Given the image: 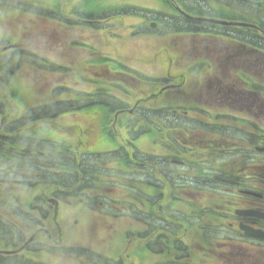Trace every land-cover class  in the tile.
<instances>
[{"label": "rangeland", "instance_id": "374dc122", "mask_svg": "<svg viewBox=\"0 0 264 264\" xmlns=\"http://www.w3.org/2000/svg\"><path fill=\"white\" fill-rule=\"evenodd\" d=\"M171 1L0 0V124L8 114L7 119L17 122L19 116L31 109H40L41 113L47 110L50 116L56 115L57 109H66L65 115L48 119V129L36 131L40 137L32 136L33 130L28 131V134L33 132L31 139L38 140H16L23 149L48 148L55 152L62 148L55 153V161L62 164L57 175L53 171L48 176L47 171H29L24 154L11 153L6 148L0 150V264H121L120 260L123 264H236V245H223L230 241V232L213 227L211 213L214 203L222 202L219 194L197 196L194 192L192 203H172V179L166 178L170 170L161 165L157 168L160 176L154 174V177L166 181L160 189L164 198L154 199L152 190L145 188L142 193L138 190L141 184H138L140 172L136 159L132 166L127 163L123 166L120 161L121 157L130 155L126 149L135 145L133 139L128 141L123 129L129 121L118 111L123 103L131 101L124 82L131 79L126 74H139L148 80L163 79L165 63L161 58L169 55L176 40L209 38L219 52L225 46L230 49L236 46L239 50L243 43H249L264 53V36L258 31L210 28L204 23L181 20L179 23L184 27L195 31L200 27L205 31L186 35L188 32L179 30L178 22H174L181 16L176 12L179 6ZM186 1L193 8L200 6L197 12H206L201 16L244 22L255 19L264 23V8L258 11L236 2L234 13L228 10L233 0ZM123 7L136 8L139 17L106 19L99 23L74 22L77 13ZM195 16L198 14L194 13ZM151 24L156 27L151 28ZM235 30L236 38L215 33ZM257 39L262 40V45L257 44ZM255 53L240 59L242 77L236 80L235 109H216L213 114L253 118L257 122L258 118H264V63L258 62L264 57ZM188 62L190 65L194 61ZM200 62L195 60L194 64L201 68ZM53 64L57 67L52 70ZM251 83L256 87L251 88ZM255 89L262 91L256 93ZM99 101L102 103L98 104ZM89 103L92 112L83 110L87 114L77 115L82 112L80 106ZM111 107L115 109L113 112ZM9 110L13 113H8ZM199 110L192 109L195 114L191 117L201 119ZM167 113L161 110V115ZM146 117L150 118L148 114ZM236 126L237 132L250 131L246 124ZM260 127L258 133L263 132ZM144 131L152 132V124L146 121ZM219 131L227 129L220 126ZM65 137L68 144L62 141ZM152 138L144 140L149 153L153 150ZM42 141L52 146L43 145ZM158 150L162 161L167 152L162 147ZM9 153L11 156L5 158ZM221 155L227 161L232 152ZM186 158L190 156L184 154ZM143 170L144 179L152 180V167ZM76 181L80 191L73 196L70 186L73 188ZM56 189L60 195L79 199L59 201L56 219L62 235L54 232L57 227L54 208L41 199ZM190 225L199 243L200 232L195 228L206 226L203 246L208 247L207 256L196 252L189 257L184 251L187 242L184 234ZM43 227L53 232V236L49 238L47 233L39 232L34 244L41 248L13 253ZM161 231L165 233L163 236L167 235V242L160 236ZM178 246H182V251L176 249Z\"/></svg>", "mask_w": 264, "mask_h": 264}, {"label": "flooded vegetation", "instance_id": "af4514ba", "mask_svg": "<svg viewBox=\"0 0 264 264\" xmlns=\"http://www.w3.org/2000/svg\"><path fill=\"white\" fill-rule=\"evenodd\" d=\"M233 2V6L229 4L228 8L236 13V1ZM196 29L198 31H190L186 35L205 32L200 27ZM256 31L262 33L260 29ZM233 37L236 38L235 35ZM210 40H176L170 54L171 67L165 70L163 79L146 82L131 75L133 83L124 81L129 89V96L131 94V101L123 103L118 111H122L126 116L125 120L129 121L123 129L128 135V141H135V148L129 146L126 150L130 155L124 156L125 159L121 157L120 161L123 166L126 163L132 166L133 159H136L135 164L139 169L138 173L140 172L138 184H141L138 190L140 193L145 188L152 190L154 199L164 198L160 189L166 181L154 177V174H159L157 168L160 169L161 165L170 170L168 176H165L168 180L172 179V203H192L194 192L197 196L209 192L219 194L222 202L214 203L215 209L211 215L215 224L213 227H222L231 234L230 241L223 245H236V264H264V118H258L257 122L253 118L239 119L224 113L213 114L216 109L236 107V76L242 68L240 59L255 52L259 57L264 54L249 44H243L239 50H236V46L232 49L225 46L219 52ZM195 60L201 61V68L194 64ZM188 61L194 62L188 65ZM162 109L168 112L167 115H161ZM192 109H200L198 112L201 119L191 117L195 114L191 112ZM146 111L150 118L146 117ZM146 121L152 124V132L144 131ZM237 124L248 125L250 131L237 132ZM220 126L227 131H219ZM258 127L263 130L262 133L257 132ZM16 137L15 132L0 126V139L5 143L0 148L24 154L29 171H47L46 176L51 175V171L55 175L61 172V162L55 161V148V152L50 149L19 148L15 143ZM145 137H153L152 153L144 147ZM158 147L167 152L162 161L157 154ZM226 151L232 152L227 161L221 155ZM184 154L190 158L184 159ZM146 167H152V180L144 179L143 169ZM76 182L73 188L70 186L73 196L80 191V185ZM57 190H52L50 196L41 199L54 208L53 220L57 226L54 232L58 235L62 233L56 219L59 201L79 199L60 195ZM60 192L64 194V191ZM205 227L195 228L196 232H200V243L191 225L185 230L187 242L183 249L189 257L196 252L207 256V248L203 246L206 242ZM41 231L47 233L49 238L53 236V232L43 227L35 231L34 240ZM35 246L30 243L24 249L30 251ZM181 247L176 249L182 251ZM202 259L206 260L204 257Z\"/></svg>", "mask_w": 264, "mask_h": 264}, {"label": "trees", "instance_id": "16d2710c", "mask_svg": "<svg viewBox=\"0 0 264 264\" xmlns=\"http://www.w3.org/2000/svg\"><path fill=\"white\" fill-rule=\"evenodd\" d=\"M171 2L174 3L176 6H179L183 11H185L186 13H188L190 15H194V13H196V14H198V16H201L200 14L206 13L205 11L202 13H199V11L197 12V10L200 9V6H196L195 8H193V7L189 6V3H187L186 0H172ZM248 7H254V6L249 5ZM254 8L259 11L262 8H264V5L255 6ZM136 10L137 9L134 7H123V8H119V9L118 8L117 9L111 8V9H102V10L91 11V12H87V13H77L75 18H74L75 21L74 20L73 21L77 22V23L81 22V21L90 22V23H99L101 20H106V19H122L125 17H139ZM193 11H196V12H193ZM54 14H55V12H54ZM203 17H208V16H203ZM217 18H221V17H217ZM181 20L189 22V20L187 18H184L183 16H181V18L179 20L175 19L174 22H180ZM256 20H261V19L259 17H256ZM254 21H255V19H253V22ZM178 24H179V26H177V27L179 28V30H181V29L184 31L190 30L189 28L184 27L182 25H181L182 27H180V23H178ZM260 26L264 30V23H262V25L260 24ZM257 40H259L257 42V44L262 45V43H260L262 40L261 39H257ZM98 64L103 65V63H99V62H98ZM240 77H242V76L240 75L239 78ZM237 79H238V77H237ZM253 84L251 83V85H253ZM80 99H83V98H80ZM62 109L63 108H61V110L57 109L56 115H53V116H50L48 114L47 110L44 111L43 113L40 112V109L30 110L29 112L25 113L24 116H21V117L19 116L17 118V119L20 118L19 121H21L20 123H18L20 125V130L22 131V133L24 135H28V131L35 129L34 126L36 127V130L34 131L35 133H36V131L48 129L46 124L49 122V120H48L49 118L50 119H56L60 116L65 115V111H62ZM98 109H100V108H98ZM80 110L82 111V114H87V112L88 113L92 112L93 107L89 103L86 106L85 105L80 106ZM83 110H88V111L85 112ZM114 110L115 109H112V107H111V112H113ZM10 111L13 113L12 110H10ZM11 116H14V114H12ZM8 121H9V119H8ZM32 122L34 123L33 125L30 124ZM39 136H40V134H39ZM24 138H26V136H24ZM5 157L7 158L8 156H5ZM1 192H3V191H1ZM161 233H162V234H160L161 236H163L165 234V233H163V231H161ZM120 263L123 264L122 260H120Z\"/></svg>", "mask_w": 264, "mask_h": 264}, {"label": "water", "instance_id": "95a60500", "mask_svg": "<svg viewBox=\"0 0 264 264\" xmlns=\"http://www.w3.org/2000/svg\"><path fill=\"white\" fill-rule=\"evenodd\" d=\"M242 1L247 2V3H251V4H258L259 3L258 0H242ZM187 17H189V16H187ZM189 18L193 19V20H197V21H207V22L221 24V25L250 26L249 24H244V23H228L225 21H219V20H213V19H201V18H192V17H189ZM152 27H155V25L152 24ZM0 145H3V143L1 141H0Z\"/></svg>", "mask_w": 264, "mask_h": 264}, {"label": "bare ground", "instance_id": "6f19581e", "mask_svg": "<svg viewBox=\"0 0 264 264\" xmlns=\"http://www.w3.org/2000/svg\"><path fill=\"white\" fill-rule=\"evenodd\" d=\"M202 4V3H201ZM179 23V22H178ZM240 28H241V26H240ZM53 67H57V66H55L54 64L51 66V68H52V70H53ZM8 123L11 125L12 123H13V121L12 120H9L8 121Z\"/></svg>", "mask_w": 264, "mask_h": 264}]
</instances>
